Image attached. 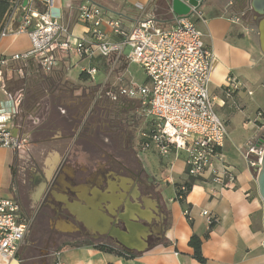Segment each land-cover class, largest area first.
<instances>
[{
    "label": "crops",
    "instance_id": "1",
    "mask_svg": "<svg viewBox=\"0 0 264 264\" xmlns=\"http://www.w3.org/2000/svg\"><path fill=\"white\" fill-rule=\"evenodd\" d=\"M83 1L55 0L61 19L79 36L88 31L76 16ZM90 1L104 6L108 16L120 18L126 26L153 8L169 14L168 20L159 14L163 27L174 23L169 13L174 10L173 0ZM229 1L204 0L206 19L197 20V25L215 54L209 88L216 98L217 112L230 130L221 151L237 175L233 186L222 188L196 180L181 202L177 187L190 179L185 153L173 150L164 156L143 151L132 135L129 147L141 163L144 182L112 163L110 154L114 153L117 160L122 157L114 147H108V136L102 139L104 134L99 131L81 132L86 100L81 82L90 78L83 68H97L93 86L99 94L96 89L108 85L112 61L102 56L62 53L57 67L32 77L31 90L23 94L21 109L14 117L13 129L25 137L26 148L0 147V198L14 197L34 226V235L28 231L17 257H0V264H54L55 252L61 253L63 264H264V203L256 169L245 155L248 141L258 143L264 133V52L256 18L261 14L252 6L243 22L233 23ZM29 3L39 11L45 9L44 0ZM185 4L190 5L187 1ZM16 24L1 40L0 56L31 49L29 35L17 32ZM104 29L110 30L108 26ZM129 62L122 68H127ZM229 89L232 99L226 95ZM120 98L138 106L135 99ZM10 99L0 76V102L9 106ZM233 100L239 107L233 106ZM259 111L263 113L261 119L256 115ZM37 117L44 118L40 125ZM128 167L135 169L130 162ZM120 202H124L126 213L137 205L141 216L152 224L155 239L144 251L102 250L95 239H76V221L91 231L106 232L113 221L107 207ZM187 207L189 215L184 212ZM204 210L216 217L213 225L202 214ZM101 220L106 224L101 226ZM193 234L202 238L205 263L196 259L189 244Z\"/></svg>",
    "mask_w": 264,
    "mask_h": 264
},
{
    "label": "built area",
    "instance_id": "2",
    "mask_svg": "<svg viewBox=\"0 0 264 264\" xmlns=\"http://www.w3.org/2000/svg\"><path fill=\"white\" fill-rule=\"evenodd\" d=\"M202 3L198 0L196 5H190V13L185 15L171 9L169 13L174 23L163 27L156 8L126 26L120 18L108 16L104 6L85 0L78 6L76 16L88 31L87 35L79 36L61 19L55 0H44L43 11L34 9L29 0L26 6L24 0H12L9 14L1 22L0 42L12 31V24L17 23L16 31L29 35L31 49L11 56L1 55L0 76L4 83L10 64L31 58L41 70L50 72L59 64L62 53L108 58L112 61L109 75L120 59L137 62L147 75L145 83H124L118 79L116 84L105 83L99 93L112 100L126 96L138 101L140 113L149 121L147 129L140 133V148L164 156L173 150L184 152L190 179L208 181L222 188L232 187L237 175L221 151L229 135L228 124L218 114L216 98L209 88L215 54L197 25V20L206 19ZM228 8L232 10L233 23L243 22L252 9L251 0H230ZM104 26L110 28L109 32ZM83 71L95 78L98 70L91 66ZM18 73L24 74L23 67ZM10 95L11 105L0 102V147L25 149L27 140L14 134L12 124L23 94ZM226 95L232 99V89L227 90ZM232 104L239 107L237 100ZM262 117L259 111L257 118ZM263 136L264 133L258 143L248 141L246 144L245 155L255 169L261 164ZM187 191L185 184L178 186L177 198L184 199ZM184 212L189 215V208ZM202 214L211 225L217 221L208 210ZM31 225L32 219L22 213L14 197L0 198V257L8 260L17 257ZM54 264H63L60 252L55 253Z\"/></svg>",
    "mask_w": 264,
    "mask_h": 264
},
{
    "label": "rangeland",
    "instance_id": "3",
    "mask_svg": "<svg viewBox=\"0 0 264 264\" xmlns=\"http://www.w3.org/2000/svg\"><path fill=\"white\" fill-rule=\"evenodd\" d=\"M101 1L104 3L103 0ZM206 6V4L202 6V9L204 11H206L207 9ZM120 60L116 62L113 74L112 76H109L108 84H116L118 82V79H122L124 83H129L130 81H134L137 84L145 83V81L147 80V75L145 74L143 68L137 62L130 61L127 68H122L124 66V63L127 64L128 59L123 60L122 62ZM95 81L96 79L90 77L86 81H84V83L81 82V88H83V90L85 91L86 100L84 101L85 105L83 107V129L82 131H80L85 134L93 133V131H99L104 134L102 136V139H105L107 138V136L103 132L110 131L111 127L109 125L112 123H116L119 125V127L114 126L112 129H115V131L122 133L121 136L120 134L118 135L119 139L117 140L119 141V143H126V146H128L130 140H132L129 137L131 135V138H136V140L139 142L138 139L140 133L141 131L147 129V127L149 126V121L140 113L137 104L132 105V103L129 104L128 102H125V100L121 101L122 98L114 101L105 96L104 93L97 94V92L94 90L97 87L94 88L93 86ZM96 90L98 91L100 89ZM38 119L39 121H37V123H39L38 125H40L44 118L39 117ZM32 124L36 125V122L32 121ZM139 165L141 166V163H138V166ZM33 227L34 226L31 225L29 232L31 236L34 235ZM60 247L61 246L54 247L53 250H58V248ZM51 261H53V258Z\"/></svg>",
    "mask_w": 264,
    "mask_h": 264
},
{
    "label": "water",
    "instance_id": "4",
    "mask_svg": "<svg viewBox=\"0 0 264 264\" xmlns=\"http://www.w3.org/2000/svg\"><path fill=\"white\" fill-rule=\"evenodd\" d=\"M185 1L189 2L190 5H196L198 3V0H173V7L175 13L180 15H185L190 13V5L189 6L186 5ZM24 5L25 6L28 5V0H24ZM251 5L255 8V10L259 14L261 15L264 14V0H251ZM14 29L15 30L17 29V24L15 25ZM259 34H260L261 48L264 52V17L259 22ZM13 131L15 135L18 134L16 128L13 129ZM263 141H264V136H263ZM255 171H256V180L258 184V191L264 203V150H263L260 167ZM124 206H125L124 202H120L116 206L107 207L108 210L110 211L111 216L113 217V221L111 222L112 226H110L109 229L111 228L113 230L116 229V233L120 237H122L127 243H131V242L137 243V245L134 248L135 250L144 251L149 246L148 235L149 234L152 235L153 233L152 224L148 220H146L143 216H141L140 210L136 209L137 205H135L136 207L134 208V210L131 209L128 211V213L124 211L125 210ZM119 220L126 222L128 225L132 226L133 227L132 229L134 230L129 229L130 232H123L119 230L115 226V224ZM143 221H146L145 224L143 223ZM263 222H264V215H263ZM102 223L104 224L105 222L103 221ZM147 225L149 226V229ZM106 227H108V225ZM140 228L146 230V232H144L142 236L138 231V229ZM148 231L150 232L148 233ZM163 232H165V228Z\"/></svg>",
    "mask_w": 264,
    "mask_h": 264
},
{
    "label": "flooded vegetation",
    "instance_id": "5",
    "mask_svg": "<svg viewBox=\"0 0 264 264\" xmlns=\"http://www.w3.org/2000/svg\"><path fill=\"white\" fill-rule=\"evenodd\" d=\"M263 17H264V14L258 15L256 17L258 20V24ZM109 126L111 127L110 131L103 132L109 138L107 145H108V147L109 146L114 147L115 151L118 152L122 157V159L117 160L113 155L114 153H112V154H110L109 159L111 160L112 163L116 164L117 166L124 168L126 171H129L130 173H134L141 183L144 182V179L142 177L143 171L141 170V166L140 165L138 166V163L140 164V161L135 156L132 148L129 147V144H128V146H126V143H124V144H121V143L118 144L117 143L118 135L120 134V136H121L122 133L121 132L119 133L118 131H115V129H112V128L114 126L119 127V125L116 123H112ZM99 133H101V132H99ZM118 149H120V150H118ZM67 161H68V158L66 156L65 162H67ZM128 162H130L132 167H134L135 169L129 168ZM52 183H56V180H53ZM45 205H46L45 203L42 204L40 208L43 209ZM101 221H99L98 223L101 226H103L104 225L102 223L103 221L102 222ZM145 222L146 221H143L144 224H145ZM76 223L78 226V230L75 233V237L78 240H84V239L91 238L93 240L94 239L97 240L99 245L100 244L101 245H107V246H110L113 248L124 249V250H132L137 245V243H133V242L127 243L122 237H120L116 234V229L113 230L111 228V229H108L106 232H100V231L94 232V231H91L88 228H86L85 225H83V223L78 222V221H76ZM115 226L123 232H130L129 229L133 228L132 226L128 225L126 222H124L122 220H119L115 224ZM132 230H134V229H132ZM138 231L140 234H143L144 232H146V230L142 229V228L138 229ZM154 239L155 238L153 236V233H152V235L151 234L148 235L149 242L153 241Z\"/></svg>",
    "mask_w": 264,
    "mask_h": 264
},
{
    "label": "trees",
    "instance_id": "6",
    "mask_svg": "<svg viewBox=\"0 0 264 264\" xmlns=\"http://www.w3.org/2000/svg\"><path fill=\"white\" fill-rule=\"evenodd\" d=\"M11 5H12V0H0V28H1L2 20L5 18L6 15L9 14ZM157 13L163 14L164 16L161 17L164 18L165 20H168L170 17L169 14H167V12H162V13L157 12ZM20 67H23L24 70L23 75L18 73ZM84 74L85 73H81L82 77H84ZM34 75L35 76L43 75L35 59L31 58L27 62L15 61L12 64H10L8 70L5 73V87L7 91L11 94L22 92V94L25 95V92H27L31 88L32 79H33L32 77ZM195 181L196 180L192 178L184 182L185 185L188 187V191L191 188L192 183H195ZM184 199H181L180 201L184 202ZM189 244L194 249V256L196 257V259H198L202 263H205L206 258L202 252V238L197 234H193L190 237ZM98 247L101 248L102 250H108V251L115 250V248L107 245L100 244L98 245Z\"/></svg>",
    "mask_w": 264,
    "mask_h": 264
}]
</instances>
